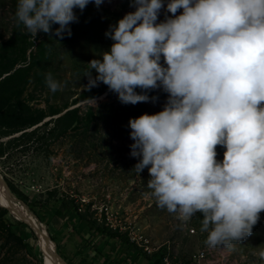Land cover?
<instances>
[{"label":"clouds","instance_id":"1","mask_svg":"<svg viewBox=\"0 0 264 264\" xmlns=\"http://www.w3.org/2000/svg\"><path fill=\"white\" fill-rule=\"evenodd\" d=\"M88 2L16 0V22L32 37L71 35L73 9ZM129 2L134 10L105 30L108 49L88 61L83 88L103 82L132 104L148 101L150 89L168 94L159 111L128 119L129 155L139 157L132 168L147 166L157 207L180 221L199 211L205 243L230 249L264 210V0ZM162 7L173 15L158 20ZM45 82L61 87L51 72Z\"/></svg>","mask_w":264,"mask_h":264},{"label":"rangeland","instance_id":"2","mask_svg":"<svg viewBox=\"0 0 264 264\" xmlns=\"http://www.w3.org/2000/svg\"><path fill=\"white\" fill-rule=\"evenodd\" d=\"M15 7L16 0H0V174L14 195L10 194L38 209L61 199L72 200L82 207L78 211L87 220L107 228L113 229V223L131 224L133 229L128 227L123 233L141 244L145 238L152 240L151 255L156 252L172 262L188 260L204 250L199 264H264L259 255L264 249V210L251 233L233 242L230 249L210 247L205 243L207 233L201 231L202 213L197 211L187 221H180L176 212L157 207L147 187V166L139 173L132 168L139 157L129 155L128 119L159 111L168 95L165 91L159 87L147 90L148 101L132 104L121 103L103 82L83 88L88 61L112 43L104 34L108 25L134 10L129 0H101L99 6L89 0L82 11L74 8L77 19L69 22L71 35L62 37L51 30H37L32 37L17 24ZM180 11L178 8L177 13ZM165 14L173 15L162 7L157 19H164ZM57 26L51 24V28ZM22 66L27 69L20 70ZM48 72L61 84L55 91L45 82ZM92 72L95 76L94 69ZM84 96H93L95 105ZM66 112L69 114L64 116ZM31 121L37 122L9 132ZM223 150L216 145L217 159L222 158ZM52 215L40 210L37 218L47 228L39 233L28 219L20 220L9 207L0 205V264H50L42 242L44 234L54 249L55 234L70 256L71 246L62 241L65 235L56 233L63 219ZM21 228L25 236L18 233ZM135 230L142 237H135ZM53 264L65 262L56 253Z\"/></svg>","mask_w":264,"mask_h":264},{"label":"trees","instance_id":"3","mask_svg":"<svg viewBox=\"0 0 264 264\" xmlns=\"http://www.w3.org/2000/svg\"><path fill=\"white\" fill-rule=\"evenodd\" d=\"M10 69L11 68L9 67L7 69V71H9ZM21 69L22 70L23 69H27V67L26 66H24V67L22 66V67H20V70ZM3 81L4 80L2 79V82ZM100 93L101 92L97 93L95 96L99 95ZM91 97H93V96H91ZM84 99H86V97ZM89 109L92 110V106H89ZM75 111H78V109H76ZM68 114H69V112H66L64 114V116H67ZM36 122L37 121H31L29 123H26L24 125L25 127H21V128H11V130H9V132L10 133H12V132L14 133V132H17L19 130H24L27 127L35 125ZM27 132L28 131H24L23 134H25ZM33 134H35V132L32 133V135ZM27 204L30 207V209L38 217H40V210H41L43 213H50V214H53L52 216H58V217L62 218L63 221L61 222L59 227L56 229V233L68 232L67 228L69 227L71 222L74 220V222L72 223L73 232H76V233L87 232V233H89L90 234V238L86 239L87 241L89 239L91 241H93V239L96 236H101L103 238V240H104V245L108 246L110 244L111 246L114 247L115 250L121 251L123 248H127V247L135 248L137 250H140V249H138L135 246L136 244H135V242L133 240H132V242H130V240L128 238L129 236L127 234H125L123 232H120L118 230H115V229L107 228L104 225H100V224L94 223L91 220H87L86 217H84L82 214L79 213V211H78L79 207L77 205H75V203H73L72 200L71 201L70 200L66 201L65 199H61V200L56 201L55 204H52L50 206H48V205L40 206L39 209L33 203L27 202ZM44 222H45L46 225L50 224L49 220H44ZM19 224H22V223L19 221ZM18 233L21 236H25L26 235L25 234L26 232H25L24 228H21L20 230H18ZM52 238L54 240V244L56 243L57 253L64 260L67 261V258L65 257L63 251L61 250V244L59 243L58 239L55 237V234H52ZM83 240L85 242L84 237H83ZM113 247H111V248H113ZM105 249L103 250L104 252H105ZM155 253L153 255H151V256L147 255V257L153 261V264H160L161 263V259H160L161 255L156 256Z\"/></svg>","mask_w":264,"mask_h":264},{"label":"crops","instance_id":"4","mask_svg":"<svg viewBox=\"0 0 264 264\" xmlns=\"http://www.w3.org/2000/svg\"><path fill=\"white\" fill-rule=\"evenodd\" d=\"M73 222L74 220L67 228L68 232L62 233L65 235L62 241L69 244L72 248L71 255L68 256L61 246V250L67 258L68 264H153V261L141 250L127 247L118 251L110 244L105 246L104 240L101 236H96L93 241L90 239L87 241L86 239L90 238V234L87 232H73ZM64 242L63 246H65ZM104 249L105 252L103 251Z\"/></svg>","mask_w":264,"mask_h":264},{"label":"bare ground","instance_id":"5","mask_svg":"<svg viewBox=\"0 0 264 264\" xmlns=\"http://www.w3.org/2000/svg\"><path fill=\"white\" fill-rule=\"evenodd\" d=\"M16 198V197H15ZM12 194H8V190L0 179V203H3L12 210L13 214L20 220L28 219L32 225L37 229L39 233H43L44 226L40 223L36 217L32 215L30 210L22 204L20 201L16 200ZM46 227V226H45ZM47 228V227H46ZM136 245H145V242L141 244L139 240L132 238ZM145 241V240H144ZM42 242L45 246V256L48 260V263L53 264L56 258V252L52 244L47 242L46 235H42ZM203 255V254H202Z\"/></svg>","mask_w":264,"mask_h":264},{"label":"built area","instance_id":"6","mask_svg":"<svg viewBox=\"0 0 264 264\" xmlns=\"http://www.w3.org/2000/svg\"><path fill=\"white\" fill-rule=\"evenodd\" d=\"M79 211L82 210V207H79L78 208ZM106 213L107 215H109L108 219L109 221H112L111 218H110V210L109 208L106 207ZM115 229V230H118L120 232H126L128 227L129 229H133V227L131 226V224L127 225V226H123L121 224H111ZM112 229V228H111ZM126 234V233H125ZM135 237H142V234L141 232H138L135 230ZM130 242H132V237H128ZM138 249L142 250L145 255H149L151 256V250L154 249V245L152 243V240H148V238H145V245H135ZM205 251L202 250V251H199L197 253H194L188 260H180L178 262H172L171 260H169V257L168 256H161L160 259H161V263L160 264H199V258L201 256V254H203Z\"/></svg>","mask_w":264,"mask_h":264},{"label":"water","instance_id":"7","mask_svg":"<svg viewBox=\"0 0 264 264\" xmlns=\"http://www.w3.org/2000/svg\"><path fill=\"white\" fill-rule=\"evenodd\" d=\"M0 179L2 180V182L4 183V185H5V187L7 188V190H8V194L10 195V193H12L11 191H10V189H9V187H8V185L5 183V181H4V179H3V177H2V175L0 174ZM13 194V193H12ZM14 195V194H13ZM18 201H22V200H20L19 198H18ZM23 202V201H22ZM24 203V202H23ZM0 205H2V206H4V207H6V208H8L7 206H5V205H3V204H0ZM24 205L30 210V212L32 213V215L34 216V217H36L37 218V215L30 209V207L28 206V204H26V203H24ZM38 219V218H37ZM55 249H56V243H55ZM56 253H57V250H56ZM57 256L59 257V258H61L64 262H65V264H68V262L66 261V260H64L58 253H57Z\"/></svg>","mask_w":264,"mask_h":264}]
</instances>
